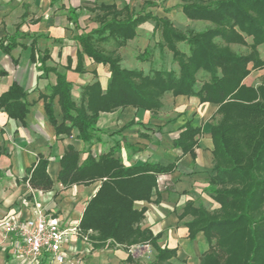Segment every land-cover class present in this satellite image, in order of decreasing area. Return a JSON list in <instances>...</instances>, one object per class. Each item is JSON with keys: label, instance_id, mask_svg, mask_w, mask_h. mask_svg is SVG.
Instances as JSON below:
<instances>
[{"label": "trees", "instance_id": "16d2710c", "mask_svg": "<svg viewBox=\"0 0 264 264\" xmlns=\"http://www.w3.org/2000/svg\"><path fill=\"white\" fill-rule=\"evenodd\" d=\"M180 1L189 19L209 25L203 30L183 31L168 17L135 13L128 5L121 9L102 5L96 16L99 27L75 37L81 46L79 64H83L87 55L96 63L108 65L111 76L105 90L96 80L83 86L79 100H75L74 84L65 74L57 73L56 85L43 95L46 113L57 135L71 136L76 128L78 138L88 145L85 151L72 145L67 148L60 158L58 182L64 188L101 182L87 202L79 225L94 249L129 250L150 245L156 251L151 264H174L177 248L162 247L159 244L162 233L142 226L147 208H136V202L161 203L159 176L176 171L180 158L166 165L148 159L127 166L116 156L120 148L96 154L92 146L97 124L101 113L127 107L158 115L166 108L168 96L193 95L202 103H216L219 108L211 126L214 168L206 190L219 207L210 210L190 200L178 218L188 228L191 239L200 232L205 235L209 248L201 255L199 264H264V76L257 87L244 83L252 70L264 69L259 50L264 45V0ZM146 4L157 5L151 0ZM149 20L154 22L153 33H158L160 39L155 47L148 46L139 53L137 60L150 61L154 48L159 49L164 59L168 50L178 70L162 66L146 72L122 65L120 49L136 38L139 26ZM179 44H186L188 51ZM234 45L247 49L238 52ZM18 46L16 41L0 43L6 53ZM49 58L46 53L42 60L46 62ZM32 59L35 60V55ZM26 97L27 92L14 82L0 95V110L25 124L29 111ZM56 97L61 106V122L54 111ZM136 124L144 128L143 123L135 120L128 127ZM148 130L150 134L139 130V136L155 144L154 131ZM177 131L173 147L181 148L183 155L190 154L195 160L203 128L188 120ZM82 152L86 153L83 161ZM49 163V156L40 154L23 181L36 190H51L54 180L48 172ZM187 216L191 219L183 222ZM128 260H132L131 254Z\"/></svg>", "mask_w": 264, "mask_h": 264}, {"label": "crops", "instance_id": "0c3cea01", "mask_svg": "<svg viewBox=\"0 0 264 264\" xmlns=\"http://www.w3.org/2000/svg\"><path fill=\"white\" fill-rule=\"evenodd\" d=\"M146 1L150 0H0V43L7 45L16 41L19 44L11 53L0 48V95L17 82L27 92L29 109L25 124L0 110V217L14 214L22 219L29 218L34 215V202L37 201L43 205L46 213L80 225L87 202L95 195L101 182L72 185L69 188H64L58 182L60 158L67 148L72 145L77 150L85 151L88 145L78 138L76 128L71 136L57 135L46 113L43 95L49 94L51 87L56 85L57 73L65 74L68 81L74 84L72 93L75 100H79L83 86L96 80L100 81L102 89L107 88L111 76L109 66L96 63L87 55L80 65L78 52L81 46L75 39L99 27L96 16L99 12L97 9L102 5H116L119 9L128 5L131 11L139 7V12L168 17L176 26V16L179 14L185 16L186 21L203 22L189 19L182 11L180 0L169 5L165 0H151L157 3L155 6H148ZM142 25H152L154 29L152 20L139 28ZM139 28L134 39L139 36ZM127 46L120 49L122 58ZM46 53L50 58L43 62L42 57ZM33 55L35 60L32 59ZM263 76L264 69L252 70L244 83L257 87ZM167 106L166 112L158 115L134 107L101 113L92 149L100 154L112 147L120 148L116 156L121 157L127 166L148 159L166 165L180 158L176 171L159 176L161 203L138 201L136 208H147L142 226L151 228L156 234L162 233L159 241L162 247L177 248V257L172 262L183 259L193 264L209 248V244L203 232L198 233L195 239L189 237L188 228L178 218L183 208L177 209L190 200L197 205L207 197L204 189L214 168L212 117L219 105L202 103L197 96L179 95L168 96ZM54 111L61 122L63 116L58 97L54 100ZM133 120L143 123L144 128L137 124L128 127ZM188 120L194 126L203 128L195 160L190 154L183 155L181 148L172 145L179 134L177 130ZM148 129L156 130L154 133L159 144H151L139 136V130L150 134ZM127 144L140 150L135 151L133 146L128 147ZM40 154L50 159L48 172L54 180V187L49 191L30 190L23 181ZM85 157L86 153L82 152L81 161ZM190 219L187 216L183 222ZM73 244L80 250L74 264H87L88 257L95 249L86 252V243ZM19 247L20 239L16 235L7 236L0 231V264H51L46 253L39 262H34L21 255Z\"/></svg>", "mask_w": 264, "mask_h": 264}, {"label": "built area", "instance_id": "2783aa9c", "mask_svg": "<svg viewBox=\"0 0 264 264\" xmlns=\"http://www.w3.org/2000/svg\"><path fill=\"white\" fill-rule=\"evenodd\" d=\"M26 184L33 190L29 183ZM0 231L7 236L16 235L20 239L19 253L34 262H39L46 253L51 264H74L80 250L73 243H86V252L94 250L79 224L46 213L37 201L34 202V215L29 218L22 219L14 214L0 217Z\"/></svg>", "mask_w": 264, "mask_h": 264}, {"label": "rangeland", "instance_id": "374dc122", "mask_svg": "<svg viewBox=\"0 0 264 264\" xmlns=\"http://www.w3.org/2000/svg\"><path fill=\"white\" fill-rule=\"evenodd\" d=\"M166 5L176 2V0H165ZM171 2V3H170ZM181 5V4H180ZM139 7H135L133 10L135 13L139 12ZM177 27L183 31L187 29H197L203 30L208 24L206 22L200 21H186V17L182 14L176 16ZM180 21H179V19ZM186 22V23H184ZM160 39L158 33L154 34L152 30V25H142L139 28V36L128 44L124 52L122 59V65L127 68H141L146 72L150 69L160 68L166 66L168 68H174L178 70V64L172 61V53L168 50L165 51V57L162 59L160 51L158 48L153 50V58L150 61L140 62L137 60V55L145 50L147 46L155 47L157 41ZM251 43V38L247 39ZM179 47L185 51H188L186 44H179ZM233 48L238 52L246 51V47L240 45H234ZM261 56L264 59V45L259 46ZM167 101V100H166ZM167 103V102H166ZM167 107L163 109L162 112H166ZM155 132L156 130L153 129ZM163 131V130H162ZM178 134V132L176 133ZM153 142L157 143V138L155 133H152ZM97 153V152H95ZM98 154V153H97ZM150 158V157H149ZM205 190L206 199L203 202H197V204H204L210 210H215L219 205L213 201L209 192ZM210 198V199H209ZM183 207L178 208L179 211ZM129 254L132 255V260H128ZM156 251L150 245H138L131 247L129 250L122 247H106L104 249H95L93 253L88 257L89 260L87 264H151L155 260ZM174 264H188L186 260L179 259L173 260ZM200 258L196 259L193 264H199Z\"/></svg>", "mask_w": 264, "mask_h": 264}]
</instances>
